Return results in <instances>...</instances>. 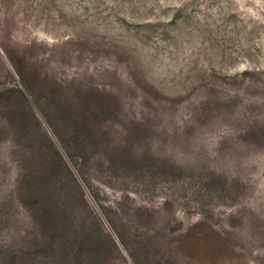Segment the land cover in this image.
<instances>
[{
  "label": "rangeland",
  "instance_id": "1",
  "mask_svg": "<svg viewBox=\"0 0 264 264\" xmlns=\"http://www.w3.org/2000/svg\"><path fill=\"white\" fill-rule=\"evenodd\" d=\"M0 264H264V0H0Z\"/></svg>",
  "mask_w": 264,
  "mask_h": 264
},
{
  "label": "trees",
  "instance_id": "2",
  "mask_svg": "<svg viewBox=\"0 0 264 264\" xmlns=\"http://www.w3.org/2000/svg\"><path fill=\"white\" fill-rule=\"evenodd\" d=\"M18 92H19V90H18ZM20 93V95H21V91L19 92ZM24 99H26L25 98V95H21ZM24 108H25V106H24ZM51 110L49 109V110H44V113H45V117L47 118V120H51L50 119V116L52 117V115L53 114H51L52 112H50ZM26 112H27V110H26ZM27 116L29 117V115H28V113L27 114H25V109H20V111H19V113L17 114V117H18V120H20V123L21 122H23V120L24 121H26L27 120ZM65 116V118L63 117V115L61 116V118H60V120L59 121H61V127L63 126H65L66 127V125H69V123L72 121L71 120V116H66V115H64ZM56 118L57 119H59L58 118V116H56ZM63 123V124H62Z\"/></svg>",
  "mask_w": 264,
  "mask_h": 264
}]
</instances>
